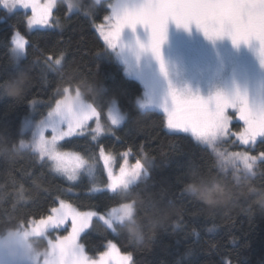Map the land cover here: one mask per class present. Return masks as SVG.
<instances>
[{
	"label": "trees",
	"instance_id": "16d2710c",
	"mask_svg": "<svg viewBox=\"0 0 264 264\" xmlns=\"http://www.w3.org/2000/svg\"><path fill=\"white\" fill-rule=\"evenodd\" d=\"M111 1L92 5L90 0H84L82 5L86 8L70 11L65 0H57L53 10L55 25L33 29L27 23L29 11H9L0 6V81L22 69L32 81L22 99L0 98V132L6 134L0 143V221L28 227L30 220L50 214L51 207L58 206L61 199L81 211L102 215L124 203L120 190H93L94 185L108 182L100 158L103 149L114 155L118 170L125 162L132 165L140 159L147 174L137 183L144 181L153 190H160L163 198L174 201L175 210L157 229L155 238L143 244L130 241L119 230L113 232L94 217L79 240L88 256L96 258L111 241L120 253L131 255V264H264V211L253 204L254 196L241 197L209 211L182 190L190 166L219 174L238 187L242 177L247 176L257 189H264V159L257 162L255 175L237 176L233 169L219 163L211 147L189 133L169 130L164 113L139 106L142 83L125 73L96 29L108 15ZM15 32L28 41L19 62L11 54ZM49 57L52 69L45 66ZM57 59L61 61L59 65L54 64ZM65 88L78 89L102 114L108 128L97 137L86 133L58 144L62 150L81 153L96 162L95 182L86 175L70 181L55 173L51 163L38 153L20 147L24 118L33 108L38 117L44 115L64 96ZM113 100L126 114L125 122L115 129L104 118ZM134 117L138 118L133 120ZM250 150L264 153V137ZM36 177L42 178L40 189L33 183ZM67 229L66 225L61 226L48 234L55 239L56 233L62 236Z\"/></svg>",
	"mask_w": 264,
	"mask_h": 264
},
{
	"label": "snow or ice",
	"instance_id": "6c2138e0",
	"mask_svg": "<svg viewBox=\"0 0 264 264\" xmlns=\"http://www.w3.org/2000/svg\"><path fill=\"white\" fill-rule=\"evenodd\" d=\"M0 5L9 11L15 8L30 9L32 15L28 18L29 26H49L52 0L41 6L38 0H0ZM69 9L72 4L68 3ZM87 5H81L86 8ZM116 24L113 30L103 33V38L114 46L113 39L119 38L125 26L135 29L142 25L150 32L147 44L139 43L141 51H150L159 61L161 73L167 77V66L163 59L161 47L167 37L169 20L178 26L189 28L195 25L210 40L228 36L234 44L248 43L251 40L259 42V57L264 64V0H142V2H128L113 6ZM87 14V13H86ZM103 31V29H102ZM28 41L16 32L12 37L13 51L25 54ZM49 57L45 61L48 69L53 68ZM60 59L54 61L55 65ZM64 97L57 100L55 107L48 112V118L37 125V133L32 141L33 148L41 159L47 158L52 168L68 180L75 181L83 172L91 174L89 162L79 153L65 152L58 148L57 142L65 137H71L82 130L96 110L80 100L77 91L75 97L64 89ZM168 95L171 97V107H165L167 113V127L169 129L191 132L199 141L212 146L229 136V120L225 110L229 107L237 109L239 119L244 122L243 129L235 133L242 144L255 143L258 137H264V99L253 98L247 92L237 90L231 95L217 92L207 99L194 94L190 90H178L169 84ZM123 117L114 113L112 124H119ZM66 125V128H61ZM51 128L53 135L46 138L44 129ZM95 131H100L99 126ZM24 142L21 141V145ZM221 164H231L237 170L240 166L255 175V167L259 157L244 153H218ZM101 157L107 171L106 187L112 192L128 189L147 174L145 164L137 159L132 165L125 162L118 172L111 167L112 157L101 149ZM264 157V153H261ZM95 182V177H92ZM132 210L131 203H120L111 207L106 214L95 211H81L66 200H59V205L51 207L50 214L40 219L28 222L29 226L21 227L26 234L43 235L47 241V254L40 264H129L132 257L122 255L116 244L109 241L108 250L100 253L99 259H93L85 253L84 246L79 243L81 233L90 227L93 218L98 217L108 229L117 232V223ZM70 224V231L65 236L48 239L49 230H56Z\"/></svg>",
	"mask_w": 264,
	"mask_h": 264
},
{
	"label": "rangeland",
	"instance_id": "374dc122",
	"mask_svg": "<svg viewBox=\"0 0 264 264\" xmlns=\"http://www.w3.org/2000/svg\"><path fill=\"white\" fill-rule=\"evenodd\" d=\"M65 1L68 5L69 0ZM38 2L41 6H43L47 4L49 0H38ZM56 2L57 0H52L49 26L28 25L29 28L33 29L37 27H53L55 25L53 20V10L55 8ZM124 2H128V0H112L110 3V11L105 17L104 22L96 26V29L100 33L103 40V33L109 30H113L116 24V16L113 12V6L119 5ZM132 2H142V0H132ZM0 6L3 7V5ZM18 9L29 11V14L27 15L28 21V18L32 15L31 10H25L18 7L13 9V11ZM69 10L71 11L73 10V8ZM149 37V30L144 26L138 24L136 25L135 29L129 26H125L121 31L120 37L113 39L114 46H110L109 43L105 40L104 42L112 51L116 59L123 65L125 73L142 83L143 94L137 98V103L139 104V106L142 109H157L164 113L166 126L167 113L165 112V107L170 108L172 106L171 97L168 95L170 83L178 90H190L194 94L200 95L205 99H207L209 96H214L217 92H223L224 94L231 95L237 90H239L240 92H247L253 98L264 99V64H261L260 61V45L258 41L251 40L248 43L234 45L231 42V38L228 36L210 40L194 24L190 25L189 28H185L182 25L178 26L174 21L169 20L167 26V37L161 47L162 56L166 63L168 72L167 77H165L160 71L159 61H157L152 53L150 51H141L139 48L138 41L146 45ZM12 49L13 44L11 48V54L13 59L16 62H19L24 54L16 53ZM68 89L69 94L72 97H75L77 91H79L77 89H75L74 91L70 88ZM79 93L80 100H82L84 103L90 104L96 110V115L91 116L87 121L85 127L73 136L92 133L94 137H97L101 134L106 133L108 131V128L104 123L102 114L87 98H85V96L80 91ZM63 97H61L60 99H62ZM55 103L42 116L38 117L36 115V111L33 108L31 112L24 118L21 125V131L22 133H24V137L21 141H23L24 144L21 147L20 142L21 148H28L38 153L32 145L34 134L37 133V125L41 120H45L48 118V112L55 107ZM225 112L226 115L230 117V134L229 136L223 138L220 142H218L215 149L212 146H209L196 139V137L190 131L185 133L191 134L197 141L211 147L216 154L220 164L221 156L218 155V153L231 154L237 152H247L250 155L259 157L257 162L261 159H264V157H261V153L254 154L250 150V148H252L255 143L263 137H258L255 143H250L247 145L242 144L237 139L236 135H234L235 133L240 132L244 127V122L239 119L238 110L229 107L225 110ZM114 113H117L118 116L123 117L119 124L114 125L111 122V117ZM104 118L110 128L115 129L125 122L126 114H124L120 110L117 102L113 100L106 110ZM98 126L100 128V131L97 132L95 130ZM61 128H66V125H61ZM169 130L183 132L181 130ZM44 135L46 138H51V136L53 135L52 129L45 128ZM60 141L57 142V145ZM237 144L241 147L237 148ZM60 150L70 153L74 152L62 149ZM104 153L110 155L113 158L111 161V167L113 168L114 172H118L114 155L107 151H104ZM79 154L89 162V165L91 166V174H89V172H83L82 175L77 178V180L83 175H86L88 178L92 179V177H95L96 175V162L88 160L81 153ZM100 158L102 159L101 154ZM44 159L47 160V158ZM222 166L233 169L237 176L241 174H252L244 170L242 165L240 166L239 170L234 168L231 164ZM52 170L55 173L67 178L65 175L56 172L53 168ZM106 185H94L93 190L99 191L106 189L111 191L106 187ZM66 226L68 229L62 236L67 235L68 231H70V224H66ZM55 237H58V233H56ZM47 238L53 239L49 234H47ZM107 250L108 247L105 249V251ZM121 254L130 255L123 253ZM99 256L94 259H99ZM130 262L131 261H129V264H131ZM0 264H7V261L2 256H0Z\"/></svg>",
	"mask_w": 264,
	"mask_h": 264
},
{
	"label": "clouds",
	"instance_id": "9594fccd",
	"mask_svg": "<svg viewBox=\"0 0 264 264\" xmlns=\"http://www.w3.org/2000/svg\"><path fill=\"white\" fill-rule=\"evenodd\" d=\"M73 10H79L84 0H69ZM102 0H90L92 5H99ZM32 81L26 70H19L0 81V98L22 99ZM147 115L142 114L140 117ZM138 117H134L136 120ZM6 134L0 132V143ZM22 147V145H21ZM3 151V148H0ZM188 179L183 183V192L199 200L207 210L211 211L234 202L241 197L247 199L254 196L253 204L264 211V189H257L247 176L242 177L241 186L232 184L219 174L202 172L198 168L189 167ZM33 183L37 189L43 186L42 178L36 177ZM170 190V186H169ZM125 203H131V213L116 225L119 231L136 243L143 244L154 239L157 229L163 227L175 210V203L165 199L160 190H153L147 182L141 181L119 193ZM251 208V205H250ZM47 254L45 237L25 232L19 222L0 221V256L7 264H40Z\"/></svg>",
	"mask_w": 264,
	"mask_h": 264
},
{
	"label": "flooded vegetation",
	"instance_id": "af4514ba",
	"mask_svg": "<svg viewBox=\"0 0 264 264\" xmlns=\"http://www.w3.org/2000/svg\"><path fill=\"white\" fill-rule=\"evenodd\" d=\"M231 42H232V44H234L232 40H231ZM243 43H244V42H240L239 44H243ZM234 45H237V44H234Z\"/></svg>",
	"mask_w": 264,
	"mask_h": 264
},
{
	"label": "crops",
	"instance_id": "0c3cea01",
	"mask_svg": "<svg viewBox=\"0 0 264 264\" xmlns=\"http://www.w3.org/2000/svg\"><path fill=\"white\" fill-rule=\"evenodd\" d=\"M78 90V89H77Z\"/></svg>",
	"mask_w": 264,
	"mask_h": 264
}]
</instances>
